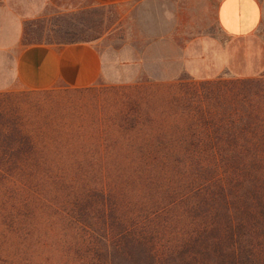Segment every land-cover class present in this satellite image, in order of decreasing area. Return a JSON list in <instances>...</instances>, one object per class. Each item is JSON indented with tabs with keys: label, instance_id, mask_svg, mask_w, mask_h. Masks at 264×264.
<instances>
[{
	"label": "trees",
	"instance_id": "16d2710c",
	"mask_svg": "<svg viewBox=\"0 0 264 264\" xmlns=\"http://www.w3.org/2000/svg\"><path fill=\"white\" fill-rule=\"evenodd\" d=\"M136 81L0 97V264H264V73Z\"/></svg>",
	"mask_w": 264,
	"mask_h": 264
},
{
	"label": "rangeland",
	"instance_id": "374dc122",
	"mask_svg": "<svg viewBox=\"0 0 264 264\" xmlns=\"http://www.w3.org/2000/svg\"><path fill=\"white\" fill-rule=\"evenodd\" d=\"M177 1L183 7L180 25L166 36L154 38L137 29L133 19L134 0L74 8H59L50 0H5L8 9L20 16L21 44L96 39L95 47L101 52L105 66L101 79L90 85L2 89L0 97L27 100L46 92L67 97L69 107H74V103H78L76 94L84 96L82 103H97L112 91L129 92L141 78H149L151 83L180 77L239 76L244 75L241 72L246 65L258 69L264 40V0H257L261 7L257 29L242 38L232 39L217 31L213 12L217 0ZM215 40L221 46L216 45ZM219 55L222 62L223 57L227 61L215 67ZM259 73L264 70L259 69L256 74Z\"/></svg>",
	"mask_w": 264,
	"mask_h": 264
},
{
	"label": "crops",
	"instance_id": "0c3cea01",
	"mask_svg": "<svg viewBox=\"0 0 264 264\" xmlns=\"http://www.w3.org/2000/svg\"><path fill=\"white\" fill-rule=\"evenodd\" d=\"M59 8L81 5L102 6L125 0H50ZM0 0V90L42 89L55 86L83 87L104 74V59L95 40L36 41L20 43V16ZM134 22L148 37H164L176 30L183 7L177 0H134ZM214 18L218 33L225 38H242L259 26L261 7L257 0H217ZM215 40V44L220 43ZM220 48V47H219ZM223 57V62L227 61ZM222 57L215 67H221ZM258 69L246 65L239 76L264 70V40ZM216 70V68H215ZM255 73V74H254ZM208 78V77H205Z\"/></svg>",
	"mask_w": 264,
	"mask_h": 264
}]
</instances>
